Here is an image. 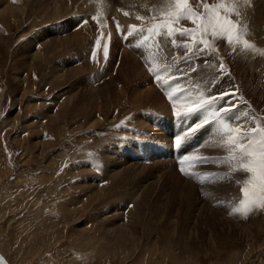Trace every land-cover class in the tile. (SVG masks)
Here are the masks:
<instances>
[{"label":"rangeland","instance_id":"1","mask_svg":"<svg viewBox=\"0 0 264 264\" xmlns=\"http://www.w3.org/2000/svg\"><path fill=\"white\" fill-rule=\"evenodd\" d=\"M18 1L16 5L20 8L23 3V8L21 14L19 9L13 14L17 15L15 24L11 22L13 18L9 24L0 18V36L3 33L5 38L1 36L3 58L0 59V264H264V209H242L240 188L247 174L234 172L236 165L230 167L225 163L229 154L221 147L223 124L241 132L247 127L264 125V27L250 23L245 6L248 0H204L210 5L232 6L229 8L230 19L250 47L236 41L228 44L226 38H213L209 34L206 39L210 47L199 55H192L183 47L184 44L191 45L193 40L179 34L195 25L187 19L172 22L168 17L175 0H105L107 3L104 0H63L65 9L59 7L61 1L57 0V8L63 9L61 14L55 11L56 18H60L57 20L54 15L51 18V13L50 17L42 12L40 17V0L34 4L36 7L32 5L34 0ZM249 1L253 2H250L251 9L260 0ZM198 4L199 0H188V6L194 12L202 13L203 6ZM95 7L98 8L96 11ZM106 16L109 25L114 24V17L121 18L116 20L118 30L127 27V38L122 43L123 34L112 38L110 31L102 33V45L108 46L107 42L112 39L107 56L85 36V31L89 36L88 30L81 32L79 29L78 33L85 32L83 37L90 44L89 50L86 43H81L85 42L82 35L77 34L76 39L77 32L72 33L80 19ZM138 17L141 19H136ZM134 19V24H130ZM158 22L176 29L174 37L153 35L145 40L147 30ZM89 24L95 26L93 20H89ZM64 38L70 41L66 40V44L62 42ZM75 39L73 47L71 41ZM132 39H136L141 48L132 44L130 54L126 45ZM172 39L176 40L175 46ZM195 39H200L199 33ZM33 40L32 52L36 48L37 61L35 55H24ZM77 44L81 46L77 47ZM82 44L86 46L85 52L81 51ZM204 48L197 44L193 52ZM132 56H136L141 72L135 66L131 69ZM188 56L191 58H186ZM25 59L27 63H24ZM95 65L101 71L96 70ZM56 70L64 76H55ZM156 75L160 76L159 81L155 80ZM121 78L123 82H120ZM156 85L165 88L166 96L156 90ZM143 86L144 93L135 101L131 100L134 91H142ZM188 86L191 90H180ZM91 88L95 90L92 99L83 92ZM172 95L178 105L173 103L171 108L168 98ZM222 95L225 96L223 100L220 99ZM189 97L195 102L200 98L208 102L203 110L189 116L207 120V125L216 120L218 125L213 122L207 130L208 137L215 134V141L205 142L204 135H198L188 160H183L177 169L172 159L175 151L171 156L168 148L172 151L178 133L172 135L173 141L168 138L164 142L157 131L168 126L169 118L172 120L170 128L175 131L178 119H173L174 110L187 112L184 109L193 105ZM106 103L108 107H103ZM222 108L229 111L224 113ZM225 115L230 118L222 122L221 117ZM135 139L147 157L142 153L133 156L138 148ZM163 144L168 146L163 161L159 158L156 162L142 164V159L151 158L148 156L150 150ZM200 154H211L206 157L211 162L204 165L211 170L202 178L209 179L205 183L198 179L201 174L195 175V171L201 170L191 160ZM188 165L195 169L187 168L189 172L185 175L180 169L185 172ZM112 168L116 172L107 175ZM193 170L195 177L190 172ZM187 185L193 190L195 200L193 197V200L188 199ZM204 186H207V193ZM138 187L141 191L138 189L134 198L132 193ZM227 199L234 201L233 210L223 205ZM209 206L233 219L231 222L235 223L237 234L229 233L233 236L223 240H207L205 235L209 229L203 221H197L196 214L199 210H208ZM192 224H196L195 230L186 237L185 230ZM222 226L228 228L227 224Z\"/></svg>","mask_w":264,"mask_h":264},{"label":"snow or ice","instance_id":"2","mask_svg":"<svg viewBox=\"0 0 264 264\" xmlns=\"http://www.w3.org/2000/svg\"><path fill=\"white\" fill-rule=\"evenodd\" d=\"M199 4H202L204 11L202 13L194 12L191 7L188 6V0H175L174 9L168 14L169 19L172 22H178L181 19L189 20L195 27L193 29H184L179 34L191 38L193 43L191 45L184 44L183 47L188 49V52L192 55H199L210 47V44L206 37L210 34L213 38L222 37L226 38L228 44H232L233 41L237 43H243L245 47H250L246 40H242L239 32L236 30L235 22L230 19L229 8L230 5L224 3L208 4L204 0H199ZM198 4V6H199ZM233 11L236 9L233 7ZM239 15V12L236 13ZM127 15V13H125ZM95 19V17H93ZM138 19H141L138 17ZM166 29V32L163 30ZM148 36L144 39L147 40L151 36L157 37L164 35L166 38L174 37L176 29L172 28L169 24H154L148 30ZM199 33L200 39L196 40L195 37ZM99 43V41L97 42ZM163 43V42H161ZM172 44L176 45V40L172 39ZM204 45V49H197L193 52V48L197 45ZM105 56L108 54V46L104 47ZM96 52L93 51V57ZM186 58H191L190 56ZM223 67V65H221ZM150 72L153 69H149ZM155 80L159 81L160 76L156 75ZM227 95V94H225ZM225 96H221L223 100ZM196 103V107L189 108L187 112H175L174 117L178 120L183 119L189 115L195 114L205 108L208 103L203 98H200ZM222 112L227 113L228 109H221ZM227 115L221 117V121L229 119ZM209 121L205 120L202 123H197L195 128L191 129L192 133L199 131L202 127L206 126ZM223 143L221 147L226 149L228 157L225 163L229 165L235 164L233 168L234 172H242L247 174V179L243 181V187L240 188L242 199L240 205L244 211H251L253 208L264 209V125L257 124L256 127H247L245 131L241 132L238 128L229 127L226 123L223 124ZM177 146L181 143V138H175ZM187 159V156L184 157ZM180 171L184 172L181 168ZM240 210V209H238Z\"/></svg>","mask_w":264,"mask_h":264},{"label":"bare ground","instance_id":"3","mask_svg":"<svg viewBox=\"0 0 264 264\" xmlns=\"http://www.w3.org/2000/svg\"><path fill=\"white\" fill-rule=\"evenodd\" d=\"M21 1V0H20ZM23 1H25V0H23ZM27 1V0H26ZM36 1H38V3H39V0H34V3L32 4V5H34V4H36ZM61 1V2H60ZM60 1H58V2H60V5H59V7H61L62 8V6H63V0H60ZM67 1V0H66ZM68 1H70V0H68ZM67 1V2H68ZM75 1V0H74ZM86 1V0H85ZM88 1V0H87ZM94 1V0H93ZM97 1V0H96ZM100 1V0H99ZM103 1V0H102ZM128 1V0H127ZM249 1V0H248ZM246 1V8H247V10H246V15H247V17H249L250 18V23L253 25V26H256L255 24L256 23H258V25H259V28H260V25H262L263 27H264V1H263V3L261 2V0L257 3L256 2V5L254 4L253 5V7L251 8V9H249L250 8V2H252V1ZM18 0H0V18H2V19H4V23L6 22L7 24H9V20H11V18H13L12 19V23H14L15 24V21H17L16 20V14L13 16V14L16 12L17 13V11L16 10H18L19 9V11L20 10H22L21 8H23V3H22V1H21V3H22V7H18V5H16V3L18 4ZM28 2H29V0H28ZM31 2V1H30ZM76 2V1H75ZM80 2V1H79ZM91 3H92V1H90ZM104 2H106L105 0H104ZM108 2V1H107ZM106 2V3H107ZM123 3L125 2V1H122ZM122 2H121V4H122ZM238 2H240V1H238ZM21 3H19V6H20V4ZM83 3V2H82ZM86 4H87V2H85ZM128 3V2H127ZM253 3V2H252ZM24 4H27V2L26 3H24ZM59 4V3H58ZM101 4H102V2H101ZM109 4H111V3H109ZM120 4V5H121ZM29 5V4H28ZM40 5H41V8L42 9H40V10H42L41 11V13H40V17H42V12H43V14H45L44 16H46L47 14H48V16L50 15V17H51V14H52V17L51 18H53V15L55 16V14L56 13H58L59 11H60V14L62 13V11L61 10H63V9H61V10H59L58 8H57V0H40ZM64 5H65V3H64ZM94 6H95V4H93ZM108 5V4H107ZM130 5V4H129ZM136 5V4H135ZM138 5V4H137ZM26 6V5H25ZM24 6V7H25ZM35 7H36V5H34ZM81 6V5H80ZM79 6V8H81ZM90 6H91V4H90ZM122 6V5H121ZM242 6V5H241ZM28 7V6H27ZM66 7H67V5H66ZM78 7V6H77ZM105 8H104V10H106L107 8H106V5L104 6ZM108 7V6H107ZM115 7V6H114ZM124 7V6H123ZM129 7H131V6H129ZM39 8H40V6H39ZM39 8H38V11H36L37 13L39 12ZM63 8L65 9V6H63ZM69 8V7H68ZM68 8H67V10H68ZM83 8V7H82ZM110 8V7H109ZM109 8H108V10H109ZM121 8V7H120ZM125 8H126V6H125ZM25 9H27V8H25ZM34 9V8H33ZM33 9H32V12H33ZM77 9V8H76ZM97 10L98 8H94V10ZM115 9V8H114ZM129 9V8H128ZM35 10V9H34ZM57 10H58V12H57ZM67 10H66V12H67ZM90 10V9H89ZM95 10V11H96ZM100 10V9H99ZM112 10V9H111ZM118 10V9H117ZM121 10H122V8H121ZM243 10V9H242ZM25 11H27V10H25ZM28 11H29V9H28ZM55 11H56V13H55ZM91 11H93V10H91ZM113 11V10H112ZM64 12H65V10H64ZM63 12V13H64ZM20 14L22 13L21 11L19 12ZM26 13V12H25ZM34 13H35V11H34ZM37 13L35 14V15H37ZM49 13H51V14H49ZM76 13H77V11H76ZM78 14V13H77ZM27 15V14H26ZM59 15V14H58ZM63 15V14H62ZM65 15V14H64ZM63 15V16H64ZM83 15V14H82ZM19 16V15H18ZM29 16V15H28ZM27 16V17H28ZM29 17H31V16H29ZM38 17V16H37ZM39 17V18H40ZM57 17V15L54 17L56 20L59 18V16H58V18H56ZM122 17V16H121ZM247 17H246V19H247ZM18 18V17H17ZM22 18H24V17H22ZM8 19V20H7ZM38 19V18H37ZM42 19V18H41ZM60 19V18H59ZM25 20V19H24ZM51 19H49V21H50ZM3 21V20H2ZM23 21V20H22ZM80 21V20H79ZM19 22V21H18ZM11 23V25H13ZM23 23H25L24 21H23ZM76 23V22H75ZM6 25V24H5ZM257 25V26H258ZM43 26V25H42ZM45 26V25H44ZM256 26V27H257ZM10 27V26H9ZM12 28V27H11ZM10 28V29H11ZM20 28H21V26H20ZM19 28V29H20ZM4 29V28H3ZM16 29V28H15ZM14 29V30H15ZM18 29V28H17ZM44 29V28H43ZM20 30H23V27H22V29H20ZM45 30V29H44ZM73 30H74V32H72V33H75V31L77 32V33H75V35L77 36V34L79 35V37H80V34L82 35V38H84L83 36V34H85V32H86V37H88L87 36V31H85L84 29V33H78L79 32V29H74L73 28ZM19 31V30H18ZM72 31V30H71ZM81 32H83L82 30H80ZM3 32V31H2ZM6 32V31H5ZM14 32V31H13ZM27 32V31H26ZM17 33V32H16ZM15 33V34H16ZM89 33V32H88ZM2 35L1 36H3V33H1ZM26 34H28V33H26ZM71 34V33H70ZM6 35V34H5ZM64 35V34H63ZM103 35H105V33L103 34ZM1 36H0V59L1 58H3V57H1V52L3 51V50H1V44L3 43V40H2V38H1ZM24 36V35H23ZM27 36V35H26ZM29 36V35H28ZM27 36V37H28ZM67 36H70V35H67ZM67 36H64V37H66L67 38ZM72 36H74V35H72ZM6 38H7V35L5 36ZM9 37V36H8ZM48 38V37H47ZM47 38L45 39V40H47ZM60 38H61V36H60ZM76 39L78 38V36L77 37H75ZM3 39H5L4 38V36H3ZM51 39V38H50ZM52 39H54L53 37H52ZM62 39H63V36H62ZM73 39V38H72ZM72 40L70 43L73 45V42H75V41H77V40ZM11 40V39H10ZM15 40V39H14ZM29 40H31V39H29ZM41 40V39H40ZM67 39H65L64 38V40L62 41V42H64V43H66L67 41H66ZM83 40H85V38L83 39ZM87 40V39H86ZM86 40H85V42H81V43H86V46H87V48L86 49H88V47H89V45L90 44H87V42H86ZM61 41V40H60ZM70 41V40H69ZM25 43V45H26V41H24ZM45 42V41H44ZM49 42V41H48ZM47 42V43H48ZM51 42V41H50ZM55 42V41H54ZM6 43V42H5ZM36 43H37V41H36ZM47 43H45V44H47ZM68 43V42H67ZM66 43V44H67ZM79 43V42H78ZM50 44V43H49ZM48 44V45H49ZM52 44V43H51ZM54 44V43H53ZM58 44V43H57ZM84 44H82L83 46L81 47V51H83V52H85V50H83L86 46H84ZM23 45V44H22ZM47 45V46H48ZM55 45H56V43H55ZM60 45V48H61V43L59 44ZM64 45V44H63ZM78 46L77 47H80L81 45H79V44H77ZM27 46V45H26ZM37 46V45H36ZM53 46V45H52ZM65 46V45H64ZM34 47H35V41L33 40V41H31L30 43H29V45L27 46V49H26V52L24 53V55H26L27 57H31L32 55H35V51H37L36 50V48H35V51L34 52H32L33 51V49H34ZM38 47V46H37ZM56 47H57V45H56ZM69 47V46H68ZM71 47V46H70ZM73 47H74V45H73ZM76 47V49H78ZM11 48V47H10ZM40 47H38L37 49H39ZM47 48V47H46ZM55 48V46L54 47H52V49H54ZM132 48V47H131ZM71 49V48H70ZM133 49V48H132ZM6 50V49H5ZM9 50V49H8ZM20 50V49H19ZM23 50V49H22ZM22 50H20V51H22ZM25 50V49H24ZM61 51H62V48L60 49ZM79 50V49H78ZM89 50V49H88ZM138 50V49H137ZM143 50V49H142ZM65 51V50H64ZM73 51H74V48H73ZM126 51V50H125ZM127 51H129V50H127ZM56 52V51H55ZM76 52V51H75ZM131 49H130V54H131ZM17 53H18V51H17ZM39 53H41V52H39ZM38 53V54H39ZM74 53V52H73ZM87 53V52H86ZM100 53V52H99ZM140 53V52H139ZM19 54V53H18ZM17 54V55H18ZM22 54V53H21ZM20 54V55H21ZM62 54V53H61ZM127 54V53H126ZM29 55V56H28ZM31 55V56H30ZM41 55H42V53H41ZM71 55V54H70ZM74 55V54H73ZM25 56V57H26ZM37 56V54L35 55V57ZM39 56V55H38ZM75 56H79L78 54H76ZM85 57H86V55H84ZM143 56H144V54H143ZM5 57V56H4ZM80 57V56H79ZM125 57V56H124ZM37 58L38 57H36V60L35 61H37ZM54 58V57H53ZM64 58V57H63ZM73 58V57H72ZM100 58V57H99ZM135 58H136V56H135ZM133 56L131 57V62H133L132 63V66H131V69L133 70L134 69V66L136 67V70L138 71V72H141L142 71V69H141V67L138 65V63H137V61H136V59H135ZM138 58H139V56H138ZM15 59H18V58H15ZM21 59V58H20ZM40 59V58H39ZM54 60H55V58H54ZM1 61V60H0ZM124 61V60H123ZM28 62V60L27 59H25V61H24V63H27ZM57 62V61H56ZM127 62V61H126ZM29 63H32L30 60H29ZM131 64V63H130ZM32 65V68H33V64H31ZM38 65V64H37ZM78 65V64H77ZM123 65V64H122ZM128 65V64H127ZM126 65V66H127ZM34 66H36V65H34ZM121 66V65H120ZM125 66V65H124ZM128 67V66H127ZM145 67V66H144ZM65 68V67H64ZM67 68V67H66ZM70 68V67H69ZM31 69V68H30ZM50 69V68H49ZM72 69V68H71ZM81 69V68H80ZM128 69V68H127ZM129 69H130V67H129ZM54 70H55V68H54ZM111 70V69H110ZM121 70V69H120ZM131 70V71H132ZM145 70V69H144ZM51 71V70H50ZM53 71V70H52ZM79 71V70H78ZM77 71V73H79ZM125 71V70H124ZM130 71V72H131ZM55 72H57V73H55V76H57L58 74H61V73H59L60 72V70H59V72H58V70H56ZM61 72H62V70H61ZM69 72V71H68ZM71 72V71H70ZM72 72H75V71H72ZM84 72V71H83ZM108 72H110V71H108ZM51 74H52V72H50ZM49 73V74H50ZM105 73V72H104ZM107 73V72H106ZM118 73V72H117ZM71 74V73H70ZM89 74V73H88ZM108 74V73H107ZM106 74V75H107ZM110 74V73H109ZM62 75V74H61ZM66 75V74H65ZM128 75H130V74H128ZM142 75V74H141ZM51 76V75H50ZM62 76H64V75H62ZM74 76H75V73H74ZM102 76H103V74H102ZM58 77V76H57ZM68 78V76H65V78ZM110 77V76H109ZM120 77V76H119ZM138 77V76H137ZM136 77V78H137ZM54 78V77H53ZM112 78V77H111ZM117 78H118V76H117ZM123 78V77H122ZM121 78V79H122ZM20 79H22V78H20ZM97 79V78H96ZM120 79V78H119ZM125 79H126V77H125ZM59 80V79H58ZM60 80H62V79H60ZM70 80V79H69ZM68 80V81H69ZM81 80V79H80ZM102 80V79H101ZM17 81V80H16ZM67 81V80H66ZM90 81V80H89ZM108 81H110V82H112V79L111 80H109L108 79ZM115 81V80H114ZM124 80L122 79L120 82H123ZM129 81H130V78H129ZM15 82V81H14ZM21 82H22V80H21ZM63 82V81H62ZM86 82V81H85ZM91 82V81H90ZM106 82V81H105ZM81 83H83V82H81ZM109 83V82H108ZM15 84V83H14ZM110 84V83H109ZM108 84V85H109ZM113 84V83H112ZM135 84V83H134ZM59 85V84H58ZM62 85H63V83H62ZM90 85V84H89ZM111 85V84H110ZM108 86V87H111V86ZM116 85V84H115ZM121 85H123V84H121ZM120 84H119V86H121ZM21 86V85H20ZM61 86V85H60ZM67 86V85H66ZM107 86V85H106ZM126 86V85H125ZM62 87V86H61ZM65 87V86H64ZM144 87V86H143ZM142 87V91H138V89H136L135 91H134V93H135V95L133 96L132 95V97H131V100H133V101H135L136 100V98H138V97H140L143 93H144V91H143V89H145V87L143 88ZM20 87H18V89H19ZM66 88V87H65ZM27 89V88H26ZM70 89H71V87H70ZM79 89V88H78ZM102 89V88H101ZM103 90V89H102ZM114 90V89H113ZM139 90H141V89H139ZM155 90V89H154ZM2 91V90H1ZM0 91V99H1V95H2V92ZM125 91H127V90H125ZM125 91H124V94H125ZM85 94H89L90 96H91V99H92V94L93 93H95V90L93 89V88H91L90 90H84L83 91ZM130 92H132V91H130ZM147 92V91H146ZM149 92H150V89H149ZM148 92V93H149ZM155 92V91H154ZM103 93V92H102ZM107 93V92H106ZM113 93V92H112ZM152 93H153V90H152ZM18 94V93H17ZM80 94V93H79ZM83 94V93H82ZM133 94V93H132ZM74 95V94H73ZM88 95V96H89ZM114 95V94H113ZM126 95H128V92H127V94ZM126 95H124V97L126 96ZM145 95V94H144ZM143 95V96H144ZM153 95V94H152ZM69 96V95H68ZM71 97V96H70ZM74 97H76V96H74ZM73 97V98H74ZM97 97V96H96ZM99 97V96H98ZM149 97V96H148ZM150 97H153V96H150ZM78 98V97H77ZM81 98V97H80ZM68 99H69V97H68ZM98 99V98H97ZM113 99V98H112ZM141 99V98H140ZM89 100V99H88ZM87 100V101H88ZM96 100V99H95ZM110 100V99H109ZM125 100H126V97H125ZM163 99L161 98V101H162ZM69 101V100H68ZM85 101H86V99H85ZM91 101V100H90ZM100 101V100H99ZM108 101V100H107ZM157 101H158V99H157ZM156 100H155V102H157ZM159 101H160V99H159ZM169 101V100H168ZM94 102V101H93ZM121 102H123V101H121ZM143 102H144V99H143ZM152 102H154V101H152ZM97 103V102H96ZM99 104H100V102H98ZM131 103V102H130ZM136 103V102H135ZM151 103V102H150ZM177 103V102H176ZM129 104V103H128ZM86 105V104H85ZM91 105V104H90ZM98 105V104H97ZM96 105V106H97ZM107 105H109L108 103H106V104H104L103 105V107L105 106H107ZM162 105H164L163 103H162ZM178 105V104H177ZM183 105V104H182ZM182 105H180V106H182ZM59 106V105H58ZM135 106H137V104H135ZM143 106H144V103H143ZM148 106V105H147ZM155 106V105H154ZM153 106V107H154ZM93 107V106H92ZM103 107H101V108H103ZM108 107V106H107ZM150 107V106H149ZM61 108V107H60ZM68 108V107H67ZM168 108V107H167ZM99 109V108H98ZM141 109H143V108H141ZM145 109H146V107H145ZM50 110V109H49ZM162 110H163V107H162ZM58 111V110H57ZM97 111V110H96ZM149 111V110H148ZM161 111V110H160ZM167 111H169L168 113L170 114V110H167ZM52 112V111H51ZM162 113V112H161ZM51 114V113H50ZM162 114H164V112L162 113ZM169 114H167V115H169ZM60 115V114H59ZM49 117H51V116H49ZM59 117V116H58ZM53 118V117H52ZM60 118V117H59ZM58 119V118H57ZM57 119H56V122H57ZM173 119L175 120V117H174V115H173ZM170 123H171V125H169V122H168V126H166V127H164L163 129H158V131H157V134L158 135H160L161 137H162V139H164V142H166V140L168 139V138H170L171 140L173 139V134L175 133V131L172 129V128H170L171 126H172V120H171V118H169V119H167ZM94 121V120H93ZM181 122H182V120H180ZM179 120H177V123L174 125V126H176L177 124H178V122H180ZM91 123V122H90ZM94 123H95V121H94ZM160 128V127H159ZM169 128V129H168ZM156 130V129H155ZM166 130V131H165ZM171 131V132H170ZM169 132H170V134H169ZM174 140V139H173ZM172 140V141H173ZM171 142H169V144H170ZM213 144V143H212ZM167 144H163V145H161V146H159V147H157V148H155V149H152V150H150V151H155L156 153H157V156H156V158L158 157V155L160 154V153H163V155L161 154V156H159V158H161L162 159V161L164 160V158H165V156H166V154H168L167 153V151H166V147H168V146H166ZM172 146V145H171ZM171 149H172V151H170V148H168V152H169V155H171L172 156V154H173V152L175 151V149H173L172 147H171ZM212 149H213V147H212ZM220 150V149H219ZM106 151V150H105ZM104 151V152H105ZM149 151V152H150ZM197 151V150H196ZM192 152H193V150H192ZM107 153V152H106ZM175 153V152H174ZM193 153H195V152H193ZM216 153V155H218L219 153L218 152H215ZM104 156H105V154H104ZM148 156L150 157V153L148 154ZM174 156V155H173ZM172 156V157H173ZM104 159H105V157H104ZM121 160V159H120ZM125 160V159H124ZM126 160H127V158H126ZM192 160V159H191ZM141 161V160H140ZM166 161H168V160H166ZM186 162V161H185ZM114 166V165H113ZM112 166V167H113ZM166 166H168V164L166 165ZM118 167V166H117ZM127 167V166H126ZM130 167V166H129ZM128 167V168H129ZM140 167V166H139ZM142 167H144V166H142ZM230 167H232V165H230ZM128 168H126L127 170H128ZM131 168V167H130ZM116 169V168H115ZM125 169V168H124ZM123 169V170H124ZM133 169V168H132ZM141 169H143V168H141ZM123 170H122V172H123ZM134 170V169H133ZM146 170H148V169H146ZM116 172V170H113V168H112V170L110 171L109 170V173L107 174V175H109L111 172ZM118 171V170H117ZM125 171V170H124ZM129 171V170H128ZM145 171V170H144ZM121 172V171H120ZM132 172V171H131ZM140 172V171H139ZM133 173H134V171H133ZM141 173V172H140ZM111 174H113V173H111ZM140 175H142V174H140ZM172 175V174H171ZM110 176V175H109ZM112 176V175H111ZM116 176V175H115ZM143 176H144V172H143ZM173 176V175H172ZM113 177V176H112ZM141 177V176H140ZM166 177V176H165ZM178 177H179V175H178ZM138 179V178H137ZM142 179V178H141ZM145 179V178H144ZM187 182V181H186ZM123 183V182H122ZM190 183H192V182H190ZM190 183H189V185H190ZM129 185V184H128ZM151 185V184H150ZM149 185V187H151ZM189 185H187L188 186V189H186L187 191H186V193L188 194V199H191V200H193V198H194V200H195V197H194V194H193V190L191 189V187L189 186ZM185 186V185H184ZM195 186V185H194ZM133 187V186H132ZM140 187V186H139ZM139 187L138 188H136L134 191H133V193H132V197H134L135 196V194H136V192H137V190L139 189ZM203 188V187H202ZM206 188H207V186H206ZM206 188H205V186H204V191L206 190ZM141 189V188H140ZM139 189V190H140ZM195 189V188H194ZM197 189H199L198 187H197ZM213 189V192H214V188H212ZM182 190V189H181ZM228 190H230V187L228 188ZM141 191V190H140ZM197 191V190H196ZM201 191V190H200ZM231 191H232V189H231ZM230 191V192H231ZM202 192H203V190H202ZM206 193H207V191H205ZM204 192V193H205ZM226 192V191H225ZM185 193V194H186ZM190 193V194H189ZM212 193V192H211ZM215 193V192H214ZM214 193H213V195H214ZM217 193V192H216ZM195 194H196V192H195ZM197 194H198V192H197ZM196 194V195H197ZM229 194V192L227 193V196H229L228 195ZM233 194H236V193H233ZM130 195V194H129ZM202 195V194H201ZM205 195V194H204ZM207 195V194H206ZM179 197V196H178ZM190 197V198H189ZM191 197H193V198H191ZM206 197V196H205ZM224 197V196H223ZM222 197V198H223ZM234 197V196H233ZM131 198V197H130ZM135 198V197H134ZM143 198H144V196H143ZM203 198V197H202ZM208 198H209V196H208ZM208 198H206V200L208 199ZM211 198V197H210ZM138 199V198H137ZM205 199V198H204ZM209 200V199H208ZM212 200V199H211ZM223 200V199H222ZM198 201V200H197ZM214 201V200H213ZM212 201V202H213ZM224 202V201H223ZM232 202H234L233 200H230V199H227V200H225V203L223 204V205H225L226 206V208H228L227 207V205L228 206H230V207H232V210H233V208L235 207V204L233 205V203ZM150 203V202H149ZM194 203V202H193ZM206 204H207V202H205ZM160 204V203H159ZM208 205V204H207ZM222 205V207H224ZM165 206V205H164ZM189 206V205H188ZM192 206V205H191ZM234 206V207H233ZM212 209H211V208ZM230 207H229V209H230ZM197 208V207H196ZM217 208H218V204H217ZM202 209H204V208H202ZM208 210H199L198 211V213L196 214L197 215V221L198 220H201V221H203L205 224H206V226H207V228L209 229L208 231H206V238H207V240L208 239H213V238H218V239H221V240H223V239H226V238H228V237H232L233 235H229V233H236V232H238V230H237V228L234 226L235 225V223H233V222H231V220H233V219H229V218H226L225 216H222V213H220V212H218V211H216L215 210V208H213L212 206H209L208 208H207ZM198 210V209H197ZM219 210V209H218ZM235 210H236V208H235ZM234 210V211H235ZM227 211V210H226ZM229 214V213H228ZM231 215V214H230ZM229 216V215H228ZM230 217V216H229ZM227 224V226L226 227H228L227 229L224 227V226H222V225H226ZM171 225V224H170ZM220 226H222V227H220ZM191 227V229L189 230V228ZM195 227H196V224H192V225H189V227L187 228V230H185V233H184V235H186V237H189V235H187V234H190V232H192V231H194L195 230ZM189 231V232H188ZM240 232V231H239ZM174 233V232H173ZM237 234V233H236ZM229 235V236H228ZM210 242V241H209ZM216 242V241H215Z\"/></svg>","mask_w":264,"mask_h":264}]
</instances>
